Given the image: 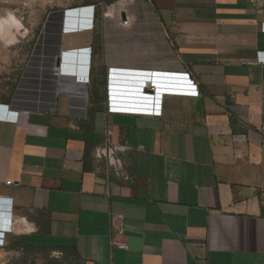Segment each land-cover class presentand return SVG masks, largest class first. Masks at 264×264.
<instances>
[{
  "label": "crops",
  "instance_id": "crops-1",
  "mask_svg": "<svg viewBox=\"0 0 264 264\" xmlns=\"http://www.w3.org/2000/svg\"><path fill=\"white\" fill-rule=\"evenodd\" d=\"M153 2L50 13L18 85L0 88V211L13 222L0 264H264V64L239 62L264 51V0ZM109 67L189 72L200 89L168 96L161 117L96 114L88 137L127 146L129 179L95 149L84 169L80 121ZM155 79L156 96L185 92ZM22 235L33 249L13 247Z\"/></svg>",
  "mask_w": 264,
  "mask_h": 264
},
{
  "label": "built area",
  "instance_id": "built-area-1",
  "mask_svg": "<svg viewBox=\"0 0 264 264\" xmlns=\"http://www.w3.org/2000/svg\"><path fill=\"white\" fill-rule=\"evenodd\" d=\"M129 20L125 19L124 24H128ZM264 51H259L254 59L240 58L239 62L242 65H257L264 64ZM125 69L118 67H109L107 70V83H106V103H107V114L111 115H145L151 117H161L163 114V103L164 99L168 96H182V97H199L200 89L197 80L189 72L184 71H169L159 69H131L137 73L134 75L133 86L141 87L142 96H133L135 99H124L130 100L132 103L131 108L139 109L138 112H123L125 101L120 98V93L112 92L111 89V76L117 77L116 70ZM169 75H175L176 77H170ZM157 77V79H155ZM166 78V79H165ZM169 78V79H167ZM159 80L164 83L163 89H179L183 94H174L168 90H164L160 93V96L155 95V85L153 80ZM174 79V80H171ZM117 80V78H116ZM117 81H114V84ZM117 85V84H116ZM118 86V85H117ZM114 88H118V87ZM120 90V89H119ZM188 91V92H187ZM127 102V101H126ZM127 146L112 143L109 138L106 139L105 144L98 145L95 148V156L99 159H105L108 163L109 170L113 171L118 176H123L129 179V175L123 170V160L121 154L124 153ZM254 189V188H253ZM255 190V189H254ZM264 205V201H262ZM123 215L116 214L112 217V226L118 230L119 233H124L123 228ZM12 217L11 211H0V245H4V238L1 236L7 232L12 231ZM116 244L123 249H127L126 242H116Z\"/></svg>",
  "mask_w": 264,
  "mask_h": 264
},
{
  "label": "rangeland",
  "instance_id": "rangeland-1",
  "mask_svg": "<svg viewBox=\"0 0 264 264\" xmlns=\"http://www.w3.org/2000/svg\"><path fill=\"white\" fill-rule=\"evenodd\" d=\"M101 0H0V17H6L9 12L16 14V17L23 24V29L15 33L11 43H3L0 40V88L7 92L15 89L20 76L27 66L33 53L37 39L43 29L50 13L58 11L59 8L76 7L87 3L97 4L98 12L101 13L103 5ZM70 12V11H69ZM71 13H68L67 20L71 22ZM97 37V36H96ZM79 41L88 38L87 34H80L76 37ZM70 38L67 36L65 42ZM166 97L165 99H167ZM186 99V98H184ZM117 117H127L118 115ZM35 257V255H31ZM13 264H22L19 261ZM35 263V261H32ZM31 262V263H32Z\"/></svg>",
  "mask_w": 264,
  "mask_h": 264
},
{
  "label": "trees",
  "instance_id": "trees-1",
  "mask_svg": "<svg viewBox=\"0 0 264 264\" xmlns=\"http://www.w3.org/2000/svg\"><path fill=\"white\" fill-rule=\"evenodd\" d=\"M108 5L113 4L117 0H101ZM152 4L155 6L153 0H150ZM157 12L159 13V9L155 7ZM97 39V38H96ZM106 83H107V75L105 72L100 73V77L97 80H94L93 85L90 89V105L88 108L87 119L80 121V127L85 131V149H84V169L86 171L92 170L90 167L92 161V152L94 151L96 145L100 143L99 140L88 137L89 133L94 132L95 129V119L96 114L99 112H106L107 103H106ZM262 213L264 214V206L262 207ZM14 248L22 247L25 250L33 249V245L30 244L28 236L22 235L14 240L13 242ZM46 247H37L38 250H45ZM57 264V263H55Z\"/></svg>",
  "mask_w": 264,
  "mask_h": 264
},
{
  "label": "bare ground",
  "instance_id": "bare-ground-1",
  "mask_svg": "<svg viewBox=\"0 0 264 264\" xmlns=\"http://www.w3.org/2000/svg\"><path fill=\"white\" fill-rule=\"evenodd\" d=\"M23 28L22 23L12 12H9L6 17H0V35L7 43H11L15 38V33ZM114 75L115 73L111 76V84H114V81H117L116 76L114 77ZM114 85H116V83Z\"/></svg>",
  "mask_w": 264,
  "mask_h": 264
},
{
  "label": "water",
  "instance_id": "water-1",
  "mask_svg": "<svg viewBox=\"0 0 264 264\" xmlns=\"http://www.w3.org/2000/svg\"><path fill=\"white\" fill-rule=\"evenodd\" d=\"M123 18L124 15H123ZM117 72V82L116 84L118 85V89L122 90V91H132L134 92L133 96H142L141 93V87H134L133 86V79H134V75L137 73L134 70L131 69H119L116 70ZM122 94H124L123 92H121ZM125 94H129V93H125Z\"/></svg>",
  "mask_w": 264,
  "mask_h": 264
}]
</instances>
